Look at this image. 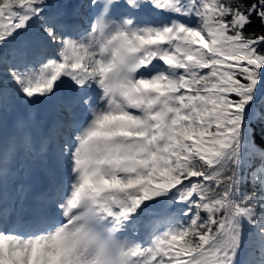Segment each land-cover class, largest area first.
<instances>
[{"label": "snow or ice", "instance_id": "6c2138e0", "mask_svg": "<svg viewBox=\"0 0 264 264\" xmlns=\"http://www.w3.org/2000/svg\"><path fill=\"white\" fill-rule=\"evenodd\" d=\"M0 264H264V0H0Z\"/></svg>", "mask_w": 264, "mask_h": 264}]
</instances>
